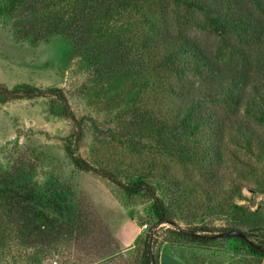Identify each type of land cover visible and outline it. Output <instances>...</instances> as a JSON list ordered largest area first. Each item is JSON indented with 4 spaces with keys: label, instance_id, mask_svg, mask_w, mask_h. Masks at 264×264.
<instances>
[{
    "label": "rangeland",
    "instance_id": "rangeland-1",
    "mask_svg": "<svg viewBox=\"0 0 264 264\" xmlns=\"http://www.w3.org/2000/svg\"><path fill=\"white\" fill-rule=\"evenodd\" d=\"M29 1L0 0V81L8 88L26 83L60 89L80 120L81 134L75 144L68 139L74 124L49 113L50 98L0 105V173L10 163L23 171L19 179L0 184V264H143L146 235L152 232L148 248L154 260L164 254L165 263L174 257L182 264H253L254 259L241 249H227L224 240L202 244L178 238L170 230L214 235L218 232L201 231V226L218 229L243 223L263 233L264 153L260 148L245 152L227 135L219 158L224 175L220 182L224 177L236 179L237 190L225 196L226 201L219 198L195 207L197 198L204 197L201 188L206 183L199 174L204 167L172 157V149L181 144L165 131L163 107L149 92L148 75L137 69L136 76L120 79L119 85L114 84L118 87L109 88V72L72 52L64 36L35 38L63 12L64 0L44 1L33 9ZM160 2L141 1L116 16L114 23L111 19L105 23L109 26L103 27L105 38L114 39L108 44L105 66L121 55L128 57L132 67L137 68L138 62L142 66L131 45L132 34L145 31L150 21L169 17L173 33L182 30L189 42L211 57L212 53L216 58L225 56L226 43L205 27L197 10ZM113 32L119 33L117 39ZM260 56L264 67V54ZM152 116L153 126L146 129L148 122H142ZM259 134L264 136V130ZM68 143L78 157L111 172L120 182L142 179L150 184L168 205L174 224L152 227L155 218L149 193L127 195L111 181L77 170L65 153ZM178 149L184 153L182 146ZM166 171L176 184L186 185L182 191L168 180ZM230 203L243 213L232 216Z\"/></svg>",
    "mask_w": 264,
    "mask_h": 264
},
{
    "label": "trees",
    "instance_id": "trees-1",
    "mask_svg": "<svg viewBox=\"0 0 264 264\" xmlns=\"http://www.w3.org/2000/svg\"><path fill=\"white\" fill-rule=\"evenodd\" d=\"M44 1L53 0H31L30 9ZM141 1L150 4L162 0H64L63 12L60 14L59 11L54 22L34 36L37 39L52 34L64 36L67 47L72 52L87 57L93 65L109 72V81L106 82L109 88L118 87L114 84H118L120 79L136 76L137 69L144 71L151 79L150 94L163 107L162 122L165 131L170 134L172 141H178L177 144L185 149L182 153L178 149L180 146L174 147L172 157H184L196 166L199 164V167H204L199 173L206 183L201 188V195L204 197L197 198L199 203L195 207L202 206L204 202H218L221 199L226 201L229 193H234L238 187L236 179L226 180L224 177L223 182H220V176H224L220 169V157L224 154L227 135L234 144H240L245 152L251 153L255 146L264 153V136L259 134L260 130H264V67L260 65V55L264 54V0H165L197 10L205 20V27L220 35L226 43L225 56L221 58L219 55L216 58L212 53L211 57L201 46L189 42L183 36L182 30L177 29L173 33L168 28L173 21L169 17L159 22L150 21L145 31L132 34L131 45L137 50L136 57L142 58V66L138 62L137 68L132 67L125 55L110 57L105 66V57L110 52L108 44L114 40L105 38L103 27L105 30L109 27L105 23H110V19L114 23L116 16L123 15L124 10L132 5L137 7ZM43 30L48 34L41 33ZM111 35L117 39L119 33L113 32ZM37 98H50L49 113L66 118L74 124L75 130L68 139L75 144L80 139V120L76 119L60 89H42L26 83L8 88L0 81V105ZM154 120L153 116L147 117L142 123L148 122L144 127L151 129ZM70 143L65 145V153L77 170L99 175L116 184L127 195H136L143 191L149 193L153 200L151 212L155 218L152 227L165 223L174 224L168 205L155 194L150 184L142 179L128 184L120 182L111 172L96 168L78 157ZM177 151L182 154L178 155ZM15 164L10 163L8 170L0 173L1 185L19 179L23 171L20 167H15ZM199 167L196 168L197 172ZM166 172L168 180L172 181V174ZM172 182L177 190L186 186ZM229 208L232 209V216L234 212L243 213L235 204L230 203ZM243 226V223H231L218 229L209 226H201L200 229L213 233L238 230L246 239H211L208 234L196 235L194 232L176 228L170 231L178 238H187L202 244L224 240L227 249L239 248L254 259L253 264H261L264 258V252L261 251L264 249V232L260 234L257 228ZM151 229L149 228L150 232ZM151 234L146 235L143 264H159V260L151 258L149 252L148 240ZM257 234H260L259 237L255 236Z\"/></svg>",
    "mask_w": 264,
    "mask_h": 264
},
{
    "label": "water",
    "instance_id": "water-1",
    "mask_svg": "<svg viewBox=\"0 0 264 264\" xmlns=\"http://www.w3.org/2000/svg\"><path fill=\"white\" fill-rule=\"evenodd\" d=\"M227 237H238L241 239H246L245 235L238 231V230H227L225 232H221L214 235H209L208 238H227ZM262 252H264V249H261ZM152 258V255H151ZM263 264H264V258H263Z\"/></svg>",
    "mask_w": 264,
    "mask_h": 264
},
{
    "label": "crops",
    "instance_id": "crops-1",
    "mask_svg": "<svg viewBox=\"0 0 264 264\" xmlns=\"http://www.w3.org/2000/svg\"><path fill=\"white\" fill-rule=\"evenodd\" d=\"M163 255L164 254H162L161 255V257H160V259H159V264H182V263H180V261H178L176 258H174V257H170L169 259L171 260L170 262H164V260H163ZM184 264V263H183Z\"/></svg>",
    "mask_w": 264,
    "mask_h": 264
},
{
    "label": "built area",
    "instance_id": "built-area-1",
    "mask_svg": "<svg viewBox=\"0 0 264 264\" xmlns=\"http://www.w3.org/2000/svg\"><path fill=\"white\" fill-rule=\"evenodd\" d=\"M143 227H144V228H146L147 226H146V225H144Z\"/></svg>",
    "mask_w": 264,
    "mask_h": 264
}]
</instances>
